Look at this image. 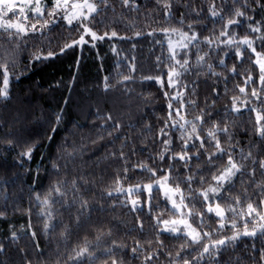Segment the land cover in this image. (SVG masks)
Masks as SVG:
<instances>
[{"label":"trees","instance_id":"trees-1","mask_svg":"<svg viewBox=\"0 0 264 264\" xmlns=\"http://www.w3.org/2000/svg\"><path fill=\"white\" fill-rule=\"evenodd\" d=\"M135 3L138 9L123 7L121 0H109L107 8L100 5L101 10L96 16L93 30L101 35L116 31L117 36L95 41V48L90 44L76 46L52 59L30 64V54L36 49L43 47L45 54L49 48L58 52L64 43L78 39V26L70 28L58 20L43 37H30L27 47H22L15 55L16 66L14 69L10 68V99H0V212L5 213L4 217H0V244L4 245V251L0 252V264H29V261L31 264H57L58 261L64 264L71 249L84 236L94 240V229L101 225L105 230L112 229V237L103 243L110 245L115 240L124 245L117 254L122 257L124 264H142L143 257L147 255V252H139L133 257L131 249L135 240L144 243L145 247L147 241H153L148 251L157 248V230L151 216L147 214V207L142 212L134 213L129 207L121 206L124 196L117 197L114 194L112 198H108L105 195L104 190L113 183L117 171H122L124 163L113 158L110 153L116 151L118 154L120 145L127 136L128 143L124 152L128 156L130 169L138 162L167 168L169 161L161 164L158 159L153 161L150 157L156 156L162 149L158 133L168 116V101L163 95L164 90H161L155 80L143 79L148 76H163L167 81L168 65L171 63L167 48L169 38L160 30L181 27L178 21L181 13H184V30H187L188 23H195L194 30L202 39L213 30L218 34L223 21L213 23L209 18L207 0H182L189 7L174 6L170 20L165 18L162 5L157 0H135ZM219 4L220 0H217V5ZM193 8H202L203 14L197 17L192 13ZM248 15H255V19L260 20L264 18V10L257 9L256 13L249 11ZM137 32L141 35L136 36ZM149 32L154 34L148 35ZM231 32L244 37L248 34L247 20L242 18L241 24L232 27ZM173 38L178 39L176 36ZM49 39L51 43L48 42ZM13 43L8 40L7 34L0 31V60L4 58L6 50L11 55ZM113 47L117 49L116 53L112 51ZM199 47L200 54L209 51L207 45ZM256 47L258 51L262 50L259 41L256 42ZM177 51L178 58L183 59L185 53L179 49ZM249 53L250 50L245 51L243 62H240L235 56L234 48L221 47L218 51L213 49L207 62L215 65L214 70L221 73L219 77L205 75V70L201 69L199 74L190 71L180 78L181 90L184 84L188 85L187 99L197 101L195 107L189 106L188 118L192 119L207 105V110L213 114L212 120H219L221 124L225 119L237 122L235 139L242 141L245 146L249 141L253 144L260 143L253 136L254 114L244 111L241 115H235L226 113V109L231 107V98L239 95L237 85L243 84L244 76L249 71L258 82V68L252 64L255 57ZM195 59L196 48H193V64ZM221 59L225 61L226 67L219 65ZM133 63L136 68L134 73L131 72ZM234 64L239 74L229 72ZM128 75H132V80L117 83ZM106 76L110 77V83L114 86L107 92L103 87ZM253 86L255 85H249L248 90L251 91ZM214 89L218 95L214 94ZM165 90L170 93L174 91ZM174 106L178 107L176 104ZM61 109L63 119L57 126L55 113ZM97 110L100 117L111 113L123 125L122 129L118 133L110 126L101 129L100 125L104 121L97 116ZM207 126L206 124L205 127ZM53 127L56 128L55 132L52 131ZM108 132H112L113 136H108ZM100 136L104 139H99ZM178 136V132L174 133V137ZM8 140L14 143L9 145ZM32 143L38 145L32 159L20 160L19 153ZM180 150L179 139H174L173 151ZM261 155L264 156V152ZM53 162L61 166L59 173L53 170ZM196 163L193 162V168ZM176 167L180 168L181 165L177 163ZM130 175L132 178L125 182V186L135 184L138 180L148 182L147 173L137 170L130 172ZM65 177L69 182L73 178H80L83 195L92 205L90 218L82 217L81 223L77 225L76 207L62 208L58 202L55 205V228L45 234L44 220L38 215L41 209L31 198L37 192L44 194L54 181ZM244 179L247 180V177ZM257 179H260L259 174ZM241 189L242 185L237 181L234 192ZM251 191L249 188V192ZM156 198L154 204L160 199L158 192ZM113 204L116 206L112 207ZM166 207L165 202H160L159 208H154L153 212ZM170 215V212H165L164 218H169ZM137 217L144 221L143 232L137 228ZM29 222L31 229H28ZM210 223L215 227V221ZM66 225L69 234L64 239L60 233ZM12 231L18 233L15 241L11 239ZM33 231L36 233L35 239L31 235ZM226 234L231 235V231ZM159 238L163 241V248L160 249L159 258L153 260L152 264H169L168 252L175 254L185 241L174 239L168 233ZM254 242L257 249L264 247V237L258 236ZM252 244L251 238H242L234 249L229 246L220 255L219 264H252L250 257L256 255L258 258V252L251 251ZM95 264L100 262L96 261ZM205 264H215V261L205 257Z\"/></svg>","mask_w":264,"mask_h":264},{"label":"snow or ice","instance_id":"snow-or-ice-1","mask_svg":"<svg viewBox=\"0 0 264 264\" xmlns=\"http://www.w3.org/2000/svg\"><path fill=\"white\" fill-rule=\"evenodd\" d=\"M157 3L162 5L163 14L169 20L173 17L174 6L189 7V4L182 3V0H175V3L174 0H157ZM101 4L107 8L109 0H0V31L7 34L10 42H14L11 45V55L6 50L4 58L0 60V77H2L0 99L4 101L10 99L12 77L10 68L14 69L16 66L15 55L22 47H27L30 37H43L58 20L63 21L70 28L78 26L80 33L78 39L64 43L59 47L58 52L49 48L45 54L43 47L36 49L30 54V64L52 59L76 46L83 47L90 44L95 48V41L116 37V31H112L111 34L104 32L101 35L93 30ZM121 5L138 9L135 0H121ZM257 9L264 10V0H231V3L229 0H220L219 6L217 0H207L209 18L213 23L223 21L218 34L213 30L209 36L201 39L200 34L194 30L195 23H188L187 30H184V13H181L178 21L181 27H166L160 30L169 38L167 48L171 63L168 65L167 81L165 82L163 76H148L143 79L155 80L161 90H164L163 95L168 101V116L158 133L162 149L156 156L150 157L153 161L158 159L161 164L169 161L168 166L163 168L147 162H138L130 169L128 156L124 152V147L128 143V137L125 136L118 154L116 151L110 153L113 158L124 162L122 171H117L113 183L104 190L108 198H112L114 194L117 197L124 196L121 206L129 207L131 212L139 213L147 207V214L151 216L157 230L155 241L157 248L148 251L153 241H147V247L139 240L134 241L131 249L134 258L139 252H147L142 264H152L153 260L159 258L160 249L163 248V241L159 237L164 233L171 234L174 239L185 241L175 254L168 252L169 264H205V257L219 264L220 255L229 246L234 249L245 237L253 240L251 251L258 252V258L256 255L250 257L252 264H264V247L257 249L254 242L258 236L264 237V156L261 155V152H264V18L256 20L255 15H248L249 11L256 13ZM192 13L199 17L203 14V9L193 8ZM11 17L16 19L13 20ZM242 18L248 22V34L241 38L232 33L231 28L239 26ZM153 34L148 33V35ZM139 35L141 33L137 32L136 36ZM173 36L178 39L174 41ZM257 41L260 42L261 51L257 50ZM48 42L51 43V40L49 39ZM157 43L162 42L157 41ZM200 45H207L209 51L200 54ZM221 47L234 48L235 56L240 62H243L245 51L250 50V56L255 57L252 64L258 68V82L249 71L244 76L243 84L237 85L239 95L231 98V107L226 109V113L241 115L244 111H248L254 114L253 136L260 141L259 144L249 141L245 146L242 141L236 140L237 122L225 119L221 124L219 120H212L213 114L207 110V105L192 119L188 118L189 106L195 107L197 101L187 99L188 85L184 84L181 90L180 78L190 71L199 74L201 69L205 70V75L219 77L221 73L216 72L215 65L207 61L211 51L213 49L218 51ZM193 48H196L194 64L191 61ZM178 49L185 53L183 59L178 58ZM112 51L116 53L117 49L113 47ZM157 63L158 65L160 63L159 57ZM219 65L226 67L223 59L219 61ZM135 70L133 63L131 72L134 73ZM229 72L239 74L235 64ZM130 80L132 75L123 76L117 83H126ZM249 85H255L251 87V91L248 90ZM103 87L105 92L114 87L110 83V77H104ZM165 89L174 91L170 93ZM214 94L218 95L215 89ZM96 114L100 117L99 110ZM100 118L104 121L100 125L101 129L110 126L118 133L123 127L111 113ZM62 119L63 109L55 113L57 126ZM150 127L149 125V130ZM52 131L55 132L56 128L53 127ZM177 132L179 136L174 137V133ZM108 136H113V133L108 132ZM48 138L52 139L51 136ZM99 139L103 140L104 137L100 136ZM174 139L180 141L179 152L173 151ZM7 143L12 145L14 141L8 140ZM37 146L36 143L28 145L19 153L20 160L24 158L31 160ZM194 161L197 162L195 168H193ZM177 163L181 165L180 168L176 167ZM52 167L59 173L61 167L59 164L53 162ZM137 170L148 174V182L138 180L135 184L125 186V182L132 178L130 172ZM245 177L247 180L244 179ZM237 181L242 185V189L234 192ZM249 188L252 189L251 192ZM157 192L160 194V199L154 204ZM141 197L145 198L141 199ZM5 199H7L6 192ZM31 199L41 209L38 215L44 220L45 234L55 228L57 212L55 205L58 202L61 203L62 208L76 207L77 225L81 223L82 217L90 218L92 211L90 201L83 195L80 178H73L71 182L66 177L58 179L50 185L47 192L44 194L37 192ZM160 202H165L168 207L154 213L153 209L159 208ZM165 212L171 213L169 218H164ZM4 216L5 213L0 212V217ZM211 221H215V227H212ZM137 228L141 232L144 230V221L139 217H137ZM28 229H31V222ZM229 230L231 235L226 234ZM94 231L96 233L94 240L84 236L71 249L64 264H85V261L87 264H95L96 261L100 264H124L122 257L117 255L124 245L118 244L115 240H112L110 245L103 243L112 237V229L105 230L101 225ZM68 234L69 229L66 225L60 235L67 239ZM31 235L33 239L36 238L34 231ZM11 239L14 241L18 239V233L12 231ZM3 251L4 245L0 244V252ZM193 252L195 255H192ZM57 264L60 262L58 261Z\"/></svg>","mask_w":264,"mask_h":264},{"label":"rangeland","instance_id":"rangeland-1","mask_svg":"<svg viewBox=\"0 0 264 264\" xmlns=\"http://www.w3.org/2000/svg\"><path fill=\"white\" fill-rule=\"evenodd\" d=\"M11 19L15 20L16 17H11ZM33 22H34V21H33ZM173 40L175 41V40H177V39H176V38H173Z\"/></svg>","mask_w":264,"mask_h":264}]
</instances>
